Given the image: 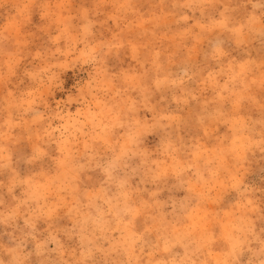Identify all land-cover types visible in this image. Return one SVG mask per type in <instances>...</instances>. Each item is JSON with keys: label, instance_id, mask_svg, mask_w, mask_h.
Segmentation results:
<instances>
[{"label": "rangeland", "instance_id": "obj_1", "mask_svg": "<svg viewBox=\"0 0 264 264\" xmlns=\"http://www.w3.org/2000/svg\"><path fill=\"white\" fill-rule=\"evenodd\" d=\"M0 264H264V0H0Z\"/></svg>", "mask_w": 264, "mask_h": 264}]
</instances>
